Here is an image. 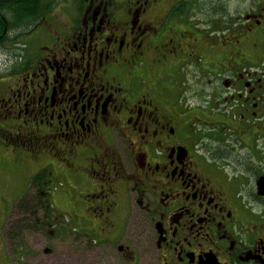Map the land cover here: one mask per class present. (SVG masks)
Wrapping results in <instances>:
<instances>
[{"label": "flooded vegetation", "instance_id": "af4514ba", "mask_svg": "<svg viewBox=\"0 0 264 264\" xmlns=\"http://www.w3.org/2000/svg\"><path fill=\"white\" fill-rule=\"evenodd\" d=\"M50 1L0 74V166L34 169L0 264L53 255L19 245L48 229L101 264H264V0Z\"/></svg>", "mask_w": 264, "mask_h": 264}, {"label": "rangeland", "instance_id": "374dc122", "mask_svg": "<svg viewBox=\"0 0 264 264\" xmlns=\"http://www.w3.org/2000/svg\"><path fill=\"white\" fill-rule=\"evenodd\" d=\"M68 1H60L56 4L53 12L54 15L63 14L66 15L63 11V7L66 6ZM32 29L27 33L26 41H22V45L20 43H17L18 46H23L22 48L17 47V45L13 44L12 41H6L5 44L0 46V74L9 73L12 70V67L15 63V57L18 55L19 58L21 56H36L38 52H40L41 47V39L45 36V32L40 29ZM28 41V42H27ZM20 42V41H19ZM4 46V47H2ZM34 47V49H31V53H28L27 51ZM6 48V49H5ZM13 57V58H11ZM24 64H21V67L19 69L23 68ZM11 73V72H10ZM17 78L16 76L12 77L11 79L8 78H1L0 81L3 80L6 84H11L13 82V79ZM1 83V82H0ZM34 169L29 168V166H24L22 168L21 172L17 175L12 174L11 171H4L0 166V196L4 195L9 197V199H14L16 195H18L19 191L22 189L23 183L26 181V178L29 177V175L32 173ZM59 198H57V208L59 210H64L62 203V194H58ZM19 198V197H18ZM17 200H20V198ZM15 199V200H16ZM1 213V211H0ZM57 213V211H56ZM62 214V213H61ZM62 217H67V213L64 215H61ZM2 218V216H0ZM14 217V216H13ZM12 220V216L11 219ZM2 221V220H1ZM0 221V224H2ZM29 228L33 226V223L30 225H27ZM3 231L4 234L6 233V242L9 245V248L12 250L13 244H18L19 239L13 240L10 239V228L11 225H3ZM32 234L35 236H32ZM37 234H39V237L42 238L41 241H38L36 239ZM46 237L44 235H40L39 232L36 231H26L23 236L20 238L22 242L19 244L25 245V248L23 250H26V254L30 253L37 254L42 252L43 248L48 245L53 247L54 254H50L49 256H44L46 259L42 262L40 260H36L35 263H31L29 258L26 256L24 259V262L26 264H101V250L95 249V248H85L84 251H78L79 245L84 243V240L81 239L79 236H72L71 238L66 239H59V238H53L51 235V230L48 229L47 233L45 232ZM13 243V244H12ZM38 243H42L41 247H37L36 245ZM12 253V252H11ZM13 254V253H12Z\"/></svg>", "mask_w": 264, "mask_h": 264}, {"label": "trees", "instance_id": "16d2710c", "mask_svg": "<svg viewBox=\"0 0 264 264\" xmlns=\"http://www.w3.org/2000/svg\"><path fill=\"white\" fill-rule=\"evenodd\" d=\"M54 5L55 3L50 0H0V46L6 41H12L15 45L17 43L22 45L27 32L34 28L42 16ZM17 47L22 48L23 46L17 45ZM21 57L19 58L18 55L15 57L13 66L15 68L11 72L16 71L15 64L23 63ZM29 211L31 208H21L23 214H29ZM31 220V217L23 215L18 222L14 223L15 229H18L17 232H22V228L29 225Z\"/></svg>", "mask_w": 264, "mask_h": 264}]
</instances>
